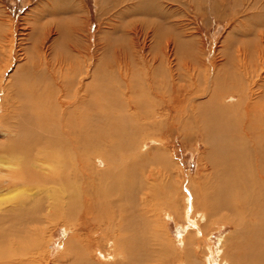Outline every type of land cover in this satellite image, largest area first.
I'll return each mask as SVG.
<instances>
[{
    "label": "bare ground",
    "instance_id": "obj_1",
    "mask_svg": "<svg viewBox=\"0 0 264 264\" xmlns=\"http://www.w3.org/2000/svg\"><path fill=\"white\" fill-rule=\"evenodd\" d=\"M108 1L123 6L127 0ZM139 3L144 12L157 5L156 0ZM70 8L69 26L77 36L84 29L74 1L70 0ZM127 27L114 26V38L108 31L99 44L89 39L81 45L70 39L72 54L55 56L54 46L48 45L38 62H32V68L20 76L24 81L32 74L34 82L28 87L21 81L22 85L0 86L6 97L3 104L13 112V118L9 113L0 116L4 139L0 141V264H45L47 231L56 221L65 223L68 230L60 264H99L92 253H106V246L110 248L105 254L108 262L175 264L155 223L165 206L180 216L174 191H180L182 179L174 174L177 165L167 152L159 148L143 153L139 143L157 137L155 126L169 121L167 114L162 121L153 120L159 110L184 111L181 114L187 117L181 118V136L188 138L189 130L196 127L206 144L198 176L190 178L188 200L192 203L187 217L232 223L233 232L220 241L221 264H264V101L257 96L264 87L263 78L253 79L256 70L248 77L250 58L240 62L239 69L231 65L237 68L235 76L230 71H223L227 73L224 79L213 76L205 94L197 80L190 87L172 78L168 84L158 83L157 69L161 72L163 67L168 77L169 49L162 56L150 44L149 49L140 21H131V28ZM129 31L135 43L143 38L142 52L152 50L142 54L144 66L149 67L141 80L133 76L136 65L129 62L133 51L125 46ZM48 34L52 35V29L47 33L50 39ZM14 47L13 43L11 52ZM14 88H20L19 98L9 94ZM114 88L126 90L127 97ZM188 91L206 98L197 104L187 97ZM231 92L240 97L246 94L242 109L240 102H224ZM252 94H257L255 100ZM100 96L104 98L94 101ZM122 97L133 111H126ZM75 100L77 106L66 111V105ZM16 117L22 119L19 125ZM99 159L102 168H98ZM155 167L165 178L156 175ZM96 232L101 234L99 240L93 237ZM192 232L180 237L185 245L180 260L200 264L205 258L213 264L214 254L194 241Z\"/></svg>",
    "mask_w": 264,
    "mask_h": 264
},
{
    "label": "rangeland",
    "instance_id": "obj_2",
    "mask_svg": "<svg viewBox=\"0 0 264 264\" xmlns=\"http://www.w3.org/2000/svg\"><path fill=\"white\" fill-rule=\"evenodd\" d=\"M71 1H74L76 6H78L77 12L75 13L78 16L77 18L81 28L84 29L81 33L82 35L77 34V36H75L73 29L71 30L69 26V19H72L70 0H0L1 87L6 86V84L8 85L10 82L13 86L20 84V76H23V74L27 73L32 68V62L35 64L38 62L39 54L42 55L43 49L48 45L54 46L52 47L55 56L71 53V48L68 44L70 39H75V42L79 40L81 45L85 44V42L88 44L89 39L92 44H99V41L101 42L104 40V36L108 35V31H110V36L112 35L111 38H114L115 34H112L114 26L117 25L124 29L127 25L129 29L131 28V21H140V24H143L144 32H147V46L149 48L150 44L155 54L162 56V53L169 49L168 51L171 56L167 57L166 63L170 75L168 73V77L166 76L167 70L163 67H161V72L157 69L158 83L164 81L168 84V81L174 79L177 80V82L185 84L186 87H190V83L197 80L196 82L201 83V89H204L205 94L206 90L210 88V81L213 76H221L224 79V76H227V73L224 72L228 71H230V73L228 72L229 75L235 76L237 68L234 67H238L239 69L241 67L239 63L248 61L250 58L248 77L251 78L252 75L250 74L256 70L253 79L259 80L263 78L260 80L262 81L261 84L264 83V71H262L264 70V52H262L264 51V0H156L157 5L153 4L150 7V11L147 12L139 8V0H127L125 1L126 4L123 3V6L120 4L112 6V3L108 0ZM131 12L134 13L132 14ZM138 26L140 27V25ZM156 26L158 27L157 29L155 28ZM49 29H52V35L48 34L50 39H47ZM83 34H86V36L84 37ZM132 34L133 33L130 31L127 34L125 46L127 45L128 49L133 51L131 58L129 57V62H131L130 65H136L132 68L134 70L136 69V73L133 76L135 79L141 80L147 76V68L149 67L148 65L144 66L142 54H148L150 51L152 52V50H149V48L142 52V37L140 36V42L135 43V36ZM158 35H160L159 39L157 38ZM31 36H33V38ZM13 43L15 47L12 53L10 49ZM98 53L103 55L102 52ZM72 61L73 60H71V63ZM225 63L226 65L228 63L229 67L233 64L234 67L231 66L232 68L229 69L228 65L226 66ZM156 64H158V62ZM163 65L165 66L166 64ZM216 66L218 68H216ZM224 67L227 68V70L224 69ZM32 78V74H27V76L24 77V81L21 82L22 84L23 82L26 83L28 87L29 82H34ZM112 81L114 85L115 82L113 79ZM260 88L261 91L263 90L261 93H259ZM260 88L257 92L258 95H251L252 99L254 98L255 100L257 95L264 101V87L262 86ZM114 89L117 90L116 92L118 94L121 93L120 95L127 97L126 90H119V88ZM94 90L99 93L104 92V89L103 92L100 89ZM20 91V88L17 90L14 88L9 94H11L10 96L12 97L19 98L22 94ZM198 94L199 93L193 94L189 92L187 93V97L189 96V98L191 97L193 100L196 99L198 104L200 100L206 98L204 96L198 98ZM229 95L232 96L228 97L224 102H240V109H242L247 102L246 94L240 97L241 94L235 92L232 94L231 92ZM27 96L29 97L30 95ZM104 96L93 99L95 101L104 98ZM148 96L154 98L150 93ZM2 97L3 99H1ZM124 97L122 98L127 103V99L125 100ZM29 98H31V96ZM4 99H6V97H4L1 92L0 116L9 113L13 118V112L10 111L9 107L10 105L3 104ZM8 101L10 100L8 99ZM76 101L77 100H75L72 105L67 104L65 107L67 108L66 111L73 110L77 106L78 101ZM11 102L13 103L14 101ZM193 104L188 106V108L194 107ZM85 108H87L86 105ZM126 109V111H133L130 110L129 106ZM159 112L160 110L156 113V119L153 117V120L157 122L162 121L161 119L164 118V114H167V116L169 115L167 118L170 119L160 127L155 126L157 137L152 138V140L145 139L144 141L140 139L139 143L142 142L141 151L146 153L147 150V152H150V149L160 150L159 148H161L167 152L166 154L168 155L166 156L172 159L171 161L177 165V170L174 167V174L178 179H182V187L179 189L180 191H174L176 206L177 208L179 207L181 212L180 216H178L179 214L176 215L168 206H165L166 209L160 212L159 221L155 223V230L160 234L161 239L167 244L168 248L171 249L175 264L186 263V261L180 260L183 257V250L185 248L184 242H182V238L180 237L182 236L185 238L189 231H193L194 241H199L200 245L204 246L202 247L203 249H209L207 253L214 254V260L212 259L214 262L213 264H221L222 256L220 255H222L224 251H220V241L233 232L234 226L232 223H225L223 221L209 223L206 217L204 219H202L201 216L193 218L192 214L189 215L190 218L187 217V212H189L188 207L190 206L189 203L192 201H190V199L188 200L190 194V178H196L198 176V170L203 164L201 157L206 151V144L203 141L201 132L199 133L198 130L195 129L196 127H194L193 130H189L191 134L188 138H183L181 136L180 130L184 125L181 118L186 119L187 117L186 114H181L184 111L169 110L164 113ZM17 119V122L20 120L22 121L19 117ZM21 121L16 125H19ZM1 123L2 121L0 120V124ZM135 123H137V121ZM1 140L2 142L4 141V139L0 137V141ZM151 152L155 154L153 151ZM97 165L98 168L104 166L102 159H99ZM155 166L159 167L160 165L158 164ZM158 167H155L156 175H159L161 179L165 178L164 172ZM191 213H193V210ZM56 222H54V225L50 226L47 231L45 243L47 246V249L45 248L47 259L45 264H60V258L66 250L63 240L66 238L68 230H66L65 223L60 221ZM72 229L74 230L73 226ZM93 237L95 240H99L101 234L96 232ZM103 248L105 250L107 249L106 253L102 252V254H99L94 251L92 253L93 259H95L96 262L99 261V264H117L115 262H108L107 259L109 257H107V255L105 256V254L110 253L109 246ZM191 255H195V252ZM98 256L100 257L98 258ZM202 260L205 261V263ZM199 261L200 264H207V259L205 260V258H201Z\"/></svg>",
    "mask_w": 264,
    "mask_h": 264
}]
</instances>
